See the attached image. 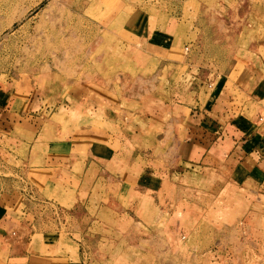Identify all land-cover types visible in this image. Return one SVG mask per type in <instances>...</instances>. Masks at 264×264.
<instances>
[{"label": "rangeland", "instance_id": "obj_1", "mask_svg": "<svg viewBox=\"0 0 264 264\" xmlns=\"http://www.w3.org/2000/svg\"><path fill=\"white\" fill-rule=\"evenodd\" d=\"M244 67L264 101V0H0V105L25 103L31 133L55 132L52 121L55 138L71 141L63 150L113 155L80 196L62 165L44 201L45 173L25 176L18 162L11 185L0 169V264H264V194L237 176L223 189L206 188L215 180L190 189L170 124L105 141L133 115L178 117L179 105L204 101L199 70H213L210 104L230 94L240 104L246 95L231 87ZM189 201L201 218L188 234L179 214Z\"/></svg>", "mask_w": 264, "mask_h": 264}, {"label": "crops", "instance_id": "obj_2", "mask_svg": "<svg viewBox=\"0 0 264 264\" xmlns=\"http://www.w3.org/2000/svg\"><path fill=\"white\" fill-rule=\"evenodd\" d=\"M212 71V68H209V71L199 70L197 73L198 77H202L201 80L196 78L199 87L207 88L211 92L201 103L190 102L184 106L179 105L183 110L178 117H173L170 113L171 117L167 118L165 112L163 115L161 110L136 115L139 116L138 118L133 115L126 119L128 120L126 125H122V128L124 126L123 133H108L105 141L111 143L134 141L137 137L140 138L137 136L141 133L139 131L145 132L170 124L171 138L176 142L178 150V167L176 170L179 171V175L188 178L190 189L193 186L203 188L201 183L214 180L215 184L211 187L206 186V188L211 191L223 189L234 183V178L237 176L239 181L241 180L240 186L264 194V101L262 97L256 96L259 92L257 90L258 81L256 82L257 74L247 67L238 72L235 82L232 84L231 92L246 95L247 99L241 101L240 104H235L236 97L231 94L226 97L227 103L222 100L220 103L212 102L210 104L209 100L213 96L212 92H214L215 87L210 79L213 74ZM214 78L215 76H213ZM204 92L207 91L204 90ZM78 94L80 95L79 100L84 103L82 101L84 91L78 92ZM70 97L74 100H71ZM75 97L73 95L66 99L64 97L65 104L76 101ZM61 101L63 100L58 99L57 103H63ZM15 104L16 102H14ZM25 106L24 103V108ZM66 107L68 108V106ZM23 109L18 111L17 107L13 108L11 102L9 105H0V169L11 171L9 173L11 177L7 179L11 185L17 183L15 177L22 171L18 162L25 165V176L31 170H37L38 173L42 172L47 175L43 182V190L41 187L40 189L36 188L37 193L40 190L37 196L43 201L49 200V197L44 194L45 190H50L52 193L56 187L54 179L63 176L62 165L66 167L65 171L63 169L64 173L69 177L79 179L76 188L79 196L87 188L93 189L102 181L103 172L106 171L105 167L111 164L113 155L99 154L92 149L85 154L73 153L71 148L69 151L61 149L64 144L67 145L71 141L66 142L55 138L59 134L56 125L52 121L47 122L49 126L56 129L53 133H49L50 129L48 131L44 128L45 125L37 132L32 131L31 133L30 130L23 127L24 118H28L24 117ZM95 112L96 108H94ZM30 117L34 118L33 115ZM58 147H60L59 150L54 151V148ZM41 148L45 151V156L39 155L38 149ZM102 156H105L104 160L101 158ZM39 159L44 162L31 165L32 162ZM77 166L80 167L78 172L74 170V167ZM155 172L150 171V173ZM51 174H53V178H51ZM3 175L7 176V173ZM26 183L31 186L29 188H34L30 181ZM62 189L69 190L65 182L62 183ZM192 206H196V204L187 202L183 212L179 214L181 217L179 227H184V232L188 234L197 226L201 218L197 215V211L191 209Z\"/></svg>", "mask_w": 264, "mask_h": 264}]
</instances>
